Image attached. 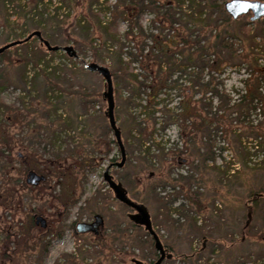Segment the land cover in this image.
I'll return each mask as SVG.
<instances>
[{
    "label": "rangeland",
    "instance_id": "1",
    "mask_svg": "<svg viewBox=\"0 0 264 264\" xmlns=\"http://www.w3.org/2000/svg\"><path fill=\"white\" fill-rule=\"evenodd\" d=\"M10 1L4 5L5 15L10 18L0 25V47L25 38L36 30L35 24L41 20L43 38L52 46H71L78 59L74 60L77 64L72 65L62 58V51L55 57H46L50 68H58L59 78L56 79L40 72L44 64L37 68L28 65L24 70L23 49L12 48L0 58V72L8 80L0 93V125L8 119L6 131L14 140L12 149L4 152V157L0 156V264H124L119 260L121 254H131L143 264H151L156 259L153 257L156 251L143 236L142 227L136 226L135 230L128 227V233L141 240L137 246L125 244L120 238L108 239V248L100 243L110 237L111 225L122 234L129 224L126 215L131 210L117 202L102 178L110 163L120 161L113 133L104 116V81L98 74L79 71L80 66L95 61L92 50L100 44L96 14L102 23L117 22L120 34L125 31V22L117 13L105 11L101 5L103 0ZM116 1L108 0L111 10ZM152 17L148 12L141 17L145 33ZM242 18V23L249 21L248 16ZM30 45L27 51L37 48V39ZM105 63L109 65L108 59ZM96 64L102 66L100 62ZM260 65H264L262 60ZM24 72L26 83L20 81ZM39 73V78L33 79ZM246 76L244 65L229 67L218 81L222 82L220 87L224 93L236 100L243 93L242 82ZM175 77L173 75V79ZM185 82L181 78L177 89L163 88L157 98L161 104L156 109L166 104L177 114L183 98L180 90L188 84ZM46 90L50 91L47 96L57 105V112L52 116H39L34 113L32 102ZM76 91L82 93L79 98L74 94ZM113 96L119 130L125 126L128 113L143 119L142 108L127 110L115 101V93ZM199 97L196 94L193 99ZM141 99L143 101L137 103L143 106L145 96ZM257 114V111L252 112L250 118L258 119ZM60 115L68 126L62 122L52 123ZM155 116L151 141L144 146L133 143L144 124L132 131L128 136V152L123 143L125 164L120 169L111 168L110 175L123 185L132 201L147 208L153 229L166 249H171L170 253L190 254L199 251L205 243L206 252L196 264H264V146L255 148L244 140L239 143L217 131L212 144L204 145L211 149L213 160L202 162L201 158H194L189 161L186 154L191 144L185 145L178 138L175 122L166 124L161 113ZM21 118L23 123L19 124ZM2 134L0 131V137ZM123 136L127 134H121L122 142ZM76 147L85 157L82 170L78 172L68 159L61 160L60 167L67 172L56 180L52 157ZM183 151L186 154L178 156ZM176 157L180 159L177 163ZM28 171H34L44 181L38 187L27 186ZM93 197L109 200L105 207L103 203L104 208L97 209L90 203ZM50 199H54L55 212ZM39 210L45 214L63 213L65 218L52 223L49 230L40 229L32 218L41 215ZM95 215L103 218L101 236L74 233L76 224L88 223ZM59 226L63 227L62 237L51 240L43 258L40 246ZM7 233L14 242H5ZM21 234L32 238L33 250H29V244L19 241ZM145 257L146 260H142Z\"/></svg>",
    "mask_w": 264,
    "mask_h": 264
},
{
    "label": "trees",
    "instance_id": "2",
    "mask_svg": "<svg viewBox=\"0 0 264 264\" xmlns=\"http://www.w3.org/2000/svg\"><path fill=\"white\" fill-rule=\"evenodd\" d=\"M8 1L0 0V25H4L10 18L5 15L4 9V5ZM10 2H16V0ZM223 2L225 0H117V4L111 10L108 0L102 1L101 5L105 11L111 14L117 13L122 18L125 22V31L120 34L117 22L102 23L99 20L100 16L96 14L99 25L96 32L100 38V44L92 50L94 64L100 62L102 66L109 69L115 101L121 103L127 110L132 107L143 109V119L133 117L128 113L125 126L123 129L120 128L121 134H127V137L123 136L127 152L130 148L129 134L136 131L137 128L139 129L142 124L144 127L139 129L133 143L144 146L151 141L152 130L157 120L156 113L165 116L166 124L175 122L178 127V138L185 145L191 144L190 150L187 149L189 151L187 154L184 151L178 154L179 156L185 153L189 161L194 158H201L202 162L213 160L210 156L211 149H206L204 145L212 142V137L217 131L228 135L239 143L244 140L255 148L264 146V65H260L261 60L264 62V19L255 23L249 21L242 23L243 18L232 21L223 9ZM145 12L153 16L146 33L140 24L141 17ZM42 23L41 20L36 22L35 31H40L43 37ZM30 42L15 47V49L24 50L21 57L24 70L28 65L37 68L44 64V69L40 70L41 73H45L51 78L59 76L58 68H50V61L45 59L46 57H55L59 55V52H46L39 46V43L37 48L27 51L28 47L31 48ZM6 53H9V50L1 54L0 58H4ZM62 58L72 65L77 64V61L69 59L65 54L62 55ZM106 59L109 62L108 66L105 63ZM241 65L246 67L247 76L242 82V95L233 100L229 94L224 93L223 88L221 89L220 83L222 82L219 83L218 78L226 68ZM79 71L87 72L84 65L80 66ZM25 74L26 72L23 73L20 81L26 83ZM92 74L96 75V73ZM173 75H176L175 79H173ZM39 76L40 73L33 79L39 78ZM181 78L188 84L187 87H182L180 90L183 98L178 105L179 112L173 114L166 104L162 106V109H156L161 104L157 101L161 90L163 88L177 89L181 86L178 85V80ZM7 81L4 73L0 72V93L5 88ZM48 90L42 97H38L32 102L34 113L39 116L43 114L52 116L57 112V105H53L52 99L47 96L50 92ZM74 94L77 95L76 98L82 95L78 91ZM196 94L200 97L193 99ZM142 95L146 99L143 106L137 103L143 101ZM0 105H2L1 100ZM256 111L258 119L253 120L250 118L251 113ZM115 117H117L116 113ZM19 121V124H22L23 118ZM61 122L62 125L68 126V122H65L61 115L55 118L52 123L57 125ZM7 125L8 119H5L0 125V131H3L0 137V147L2 148L0 156L3 157L5 156L4 152L10 151L14 145L13 137L11 138L7 134ZM201 151L202 153H200ZM66 159L72 161L73 167H76L78 172L85 164V157L79 147L67 150L63 155H55L52 157V171L55 173L56 180L67 172L66 169L60 167V161ZM174 160L177 163L180 159L176 157ZM27 169L28 167L25 168V170ZM168 178L167 176L165 179L168 180ZM100 198L98 200V197H93L90 201L94 208L102 209L106 206L109 198ZM49 201L54 212L57 211L53 205L54 199ZM45 213L42 210L38 211V214L49 219L48 230L52 223H58L59 219L65 218L63 213ZM126 218L129 224L121 232V235L111 225L110 237L100 242L103 247L108 248L106 244L108 239L119 240L120 238L124 240L125 244L134 246L140 243L141 240L138 236L128 233V227L135 230L136 225L128 219L127 215ZM164 220L166 221V219ZM62 234L63 227L59 226L52 233L51 238L40 246L43 258L46 256L51 240L60 239ZM143 236L153 246L150 236L145 231H143ZM10 237V234L7 233L5 242L10 240L14 242ZM31 240L32 238L28 235L21 234L19 236L20 242L29 244V250L34 248ZM94 240L97 239L94 238ZM204 245L205 243L199 248V251L186 255L172 254L170 253L171 249L167 248L171 255L165 264H174L177 261L182 264H196L200 255L206 252ZM131 256V254H121L119 260L124 264H132L131 260H136V258ZM153 257L157 258V253ZM142 260H146V257Z\"/></svg>",
    "mask_w": 264,
    "mask_h": 264
},
{
    "label": "water",
    "instance_id": "3",
    "mask_svg": "<svg viewBox=\"0 0 264 264\" xmlns=\"http://www.w3.org/2000/svg\"><path fill=\"white\" fill-rule=\"evenodd\" d=\"M250 5V7H249ZM225 13L231 18L232 21H237L239 18L250 14L249 22L255 23L264 17V1L255 0H230L223 5ZM37 39L39 46L44 48L46 52H60L62 51L69 59L76 60L78 56L71 46L58 47L52 46L43 37L40 31H32L22 40H15L6 43L0 47V55L5 51L20 46L22 44L30 42L32 39ZM84 68L91 73L98 74L104 81L105 91L102 94V100L106 102V111L104 116L107 118L109 129L112 131L114 136V141L120 153V161L115 164H109L105 171L103 172L102 178L104 183L107 184L109 190L113 193L114 198L121 205L129 208L133 211L132 214L127 215L128 219L136 226L142 227L143 230L150 236L153 248L157 253V259L152 264H162L163 261L170 259L168 250L162 244L159 236L155 232L152 226L150 215L147 208L140 203L132 201L128 195L126 189L123 185L115 181L110 175L109 170L111 167L115 166L120 169L124 166L126 155L124 151L123 142L121 140V132L116 125V120L114 116V89L112 76L109 69L105 66H99L94 63L84 65ZM149 176H152L150 173ZM44 178L34 171H28L25 176V183L29 187H38ZM34 225L40 229H46L48 226V221L43 215H36L33 218ZM103 227V219L101 216L96 215L92 223H78L75 226V234H86L92 233L97 235L98 230ZM132 264H143L138 260H131Z\"/></svg>",
    "mask_w": 264,
    "mask_h": 264
},
{
    "label": "flooded vegetation",
    "instance_id": "4",
    "mask_svg": "<svg viewBox=\"0 0 264 264\" xmlns=\"http://www.w3.org/2000/svg\"><path fill=\"white\" fill-rule=\"evenodd\" d=\"M255 1H260V2H263L264 0H255ZM248 16V19L250 18V14H248V15H246L245 17H247ZM261 19H264V17L263 18H261ZM260 19V20H261ZM35 39V38H34ZM33 40V39H32ZM31 40V41H32ZM39 43V42H38ZM110 164H115V163H110ZM113 167H115V166H113ZM113 167H111V168H113ZM113 177V176H112ZM113 179L115 180V181H117L114 177H113ZM113 194V193H112ZM114 196V195H113ZM133 213V211L131 210L129 213H127V215H129V214H132ZM96 216V215H95ZM94 216V217H95ZM100 216V215H99ZM94 217H93V219H94ZM93 219L90 221V222H88V223H92L93 222ZM103 219V218H102ZM103 228V227H102ZM102 228H100L99 230H98V233H97V235H94V234H90V235H93V236H99L100 235V233H101V229ZM101 236V235H100ZM166 248V247H165ZM157 259V258H156ZM155 259V260H156Z\"/></svg>",
    "mask_w": 264,
    "mask_h": 264
},
{
    "label": "snow or ice",
    "instance_id": "5",
    "mask_svg": "<svg viewBox=\"0 0 264 264\" xmlns=\"http://www.w3.org/2000/svg\"><path fill=\"white\" fill-rule=\"evenodd\" d=\"M249 7H250V5H249Z\"/></svg>",
    "mask_w": 264,
    "mask_h": 264
}]
</instances>
